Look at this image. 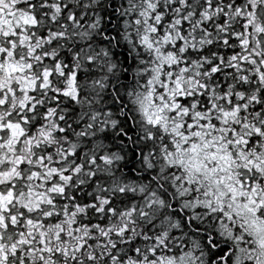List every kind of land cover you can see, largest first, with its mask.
<instances>
[{
    "label": "snow or ice",
    "instance_id": "obj_1",
    "mask_svg": "<svg viewBox=\"0 0 264 264\" xmlns=\"http://www.w3.org/2000/svg\"><path fill=\"white\" fill-rule=\"evenodd\" d=\"M0 264H264V0H0Z\"/></svg>",
    "mask_w": 264,
    "mask_h": 264
}]
</instances>
